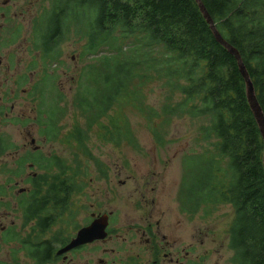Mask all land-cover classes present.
Here are the masks:
<instances>
[{
	"label": "trees",
	"instance_id": "1",
	"mask_svg": "<svg viewBox=\"0 0 264 264\" xmlns=\"http://www.w3.org/2000/svg\"><path fill=\"white\" fill-rule=\"evenodd\" d=\"M202 2L217 31L240 52L264 113V0ZM72 35L84 41L83 57L96 59L78 74L74 105L85 127L102 129L117 144L128 137L129 130L121 128L122 104L132 96L133 81L146 78L147 70L177 83L185 96L166 111L182 108L189 115L209 117L201 137L211 148L184 159L179 199L187 212L205 206L211 213L219 204H230L234 218L227 246L232 263L264 264V138L238 61L217 40L197 0H50L34 22V49L42 50L46 60ZM53 79L47 75L40 84V123L49 139L60 135L64 114L63 96H45ZM85 127L77 120L63 140L79 153L87 147ZM50 159L52 165L38 164L48 173L55 167V210L64 211L78 189L79 168L56 155ZM66 240L57 238L55 247ZM44 246L47 250L43 244L30 250L37 264L47 261Z\"/></svg>",
	"mask_w": 264,
	"mask_h": 264
},
{
	"label": "rangeland",
	"instance_id": "2",
	"mask_svg": "<svg viewBox=\"0 0 264 264\" xmlns=\"http://www.w3.org/2000/svg\"><path fill=\"white\" fill-rule=\"evenodd\" d=\"M3 1L0 0V5ZM11 2L6 19L0 16L3 25L2 36H7L12 27H20L21 33L17 39L12 35L16 41L10 42L13 44L7 53L13 56L14 65L7 76L11 78L26 72L25 76H32L36 80L41 77L43 66L40 65L41 62L38 63V53L30 38L36 17L49 5L50 0ZM2 12L0 10V13ZM78 39L77 36H70L60 45V61L55 65L45 64L54 75V85L49 87L52 90L48 88L45 96L50 99H54L51 96L64 98V114L59 121L60 135L57 139L46 138L42 133L39 102H30V83L23 84L24 94L18 100L20 105L17 104L14 111V115L16 112H23V130L26 125L33 130L29 139L26 138V133H23V142L30 144V138L33 137L36 140L34 145L41 148L44 156L56 155L74 169L79 168L78 175L75 176V186L81 193L73 194L66 211L56 210L55 234H59L61 240H72L77 234L76 224L83 226L86 215L92 211L105 213L116 208L120 213H124L126 208L132 207L137 195L135 189L140 188L139 184L142 183L144 175L158 174L160 185L157 188L160 190L159 199L162 203L160 206L174 211L177 217H181L184 237H190L193 232L199 233L200 264H212L216 256L230 260L232 251L227 248V230L234 218L233 207L226 203L219 204L217 209L208 213L209 209L201 206L196 214H190L184 210H187V206L179 199L185 173L184 159L187 155L207 153L206 150L211 148L209 141L205 142L201 137L203 127L209 124V117H195L181 111L182 108L173 114L166 111L167 105L181 102L185 96L176 88L177 83L172 85L166 78H159L156 74L148 75L147 70L146 78L133 81L130 86L132 96L122 104L121 128L123 131L129 130L128 137H123L117 144L103 135L102 129L85 127V120L74 105L78 74L96 59L88 55L83 58L84 41ZM4 53L3 51L2 55ZM32 59L37 61L35 71L27 67L30 60L32 63ZM146 69L144 67L143 70ZM114 111L111 114H115L116 110ZM36 114L38 121H35ZM77 120L85 127L87 138V147L82 153H79L70 141L64 142L65 135L71 132ZM17 129V124L9 126L13 135L18 134ZM28 149H31L30 146ZM27 156L30 157V154ZM40 170L45 172L43 167ZM51 172L53 171L49 170L50 174ZM59 246L58 243L57 248ZM213 251H219L215 253V257L211 255ZM97 253V245L91 244L86 248L70 251L66 254V260L59 259L49 264H96ZM21 255L20 264H36L25 253ZM1 258H5L2 252L0 262ZM225 264L233 263L226 261Z\"/></svg>",
	"mask_w": 264,
	"mask_h": 264
},
{
	"label": "flooded vegetation",
	"instance_id": "3",
	"mask_svg": "<svg viewBox=\"0 0 264 264\" xmlns=\"http://www.w3.org/2000/svg\"><path fill=\"white\" fill-rule=\"evenodd\" d=\"M11 5V0H4L0 5V10L3 11L0 13L2 19H6ZM2 29L0 19V252L5 255V258H1L0 264H20L22 253L37 264L30 250L39 244L47 245V250L46 246L43 248V259H47L43 264L57 261L50 260L54 259L55 255L66 260L70 251L80 250L91 244L97 245L96 264H200L199 233L193 232L190 237H184L181 217H177L174 211L160 206L162 203L159 199L160 190L157 188L160 185L158 174L144 175L142 183L139 184L140 188L135 189L137 195L132 207L126 208L124 213H120L116 208L105 213L92 211L86 215L83 226L76 224L78 231L100 216H106L107 235L104 238L96 239L64 254H57L59 248L71 240L60 244L59 248L55 247V241L59 238V234H55L57 217L55 197L51 189L54 186L55 167L50 168L53 172L48 173L47 180L44 176L46 170L43 169L45 172H42L38 164L39 161H50L52 165L53 159H50L49 155L39 156L42 152L39 146L34 145L35 138H30V144L23 142V133H26V138L29 139L33 130L28 128V125L24 126L26 129L23 130V112H16L14 115V111L16 105H20L18 100L24 94L22 87L25 83L31 84L30 102L34 104L37 101L40 106V84L47 75L54 77L45 64L55 65L60 61L59 48L64 41L60 42L58 47H54L51 58L46 60L43 51L35 49L38 53V63L41 62L40 65L43 66L41 77L34 80L32 76H25L26 72H23L8 78L7 73L12 70L14 58L7 52L13 44L10 42L16 41L12 35L14 34L17 39L21 28L12 27L7 36H2ZM30 39L33 44V32ZM36 64L37 61L32 59V63L30 60L27 67L35 71ZM35 121H38V115ZM14 124L18 127L16 135L9 131V126ZM27 154H30V157ZM148 186L150 188H147ZM80 191L72 192L67 200V206L73 194ZM197 212V208L193 212L189 211L190 214ZM53 246L57 249L55 250ZM217 252L219 251H213L211 255L215 257ZM226 261L232 263L231 258L227 260L216 256L212 264H225Z\"/></svg>",
	"mask_w": 264,
	"mask_h": 264
},
{
	"label": "water",
	"instance_id": "4",
	"mask_svg": "<svg viewBox=\"0 0 264 264\" xmlns=\"http://www.w3.org/2000/svg\"><path fill=\"white\" fill-rule=\"evenodd\" d=\"M200 9L202 10L204 16L206 17V19L208 20V22L210 23L214 34L217 38V40L223 44L225 47L228 48V50L235 56V58L238 61L239 64V68L240 71L246 81V88H247V96H248V100L250 103V106L255 114L256 120L258 122L261 134L264 138V113L262 110V107L257 99L256 93H255V88L253 86V82L250 78L249 72L247 71L240 52L234 48L233 46H231L230 44L227 43V41L222 37V35L217 31V28L213 22V20L211 19V17L209 16L207 10L205 9V6L202 2V0H197ZM35 142V140H33V143ZM106 216H100L99 218L95 219L91 224H89L88 226L82 227L77 231L76 236L65 246L59 248V250L57 251L58 255L64 254L76 247H79L81 245L87 244V243H91L96 239H101L104 238L107 233L105 231L106 228Z\"/></svg>",
	"mask_w": 264,
	"mask_h": 264
}]
</instances>
